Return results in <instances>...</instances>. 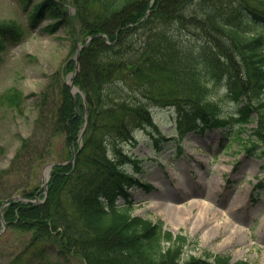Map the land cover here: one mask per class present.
<instances>
[{
    "label": "trees",
    "instance_id": "1",
    "mask_svg": "<svg viewBox=\"0 0 264 264\" xmlns=\"http://www.w3.org/2000/svg\"><path fill=\"white\" fill-rule=\"evenodd\" d=\"M17 1L26 8L33 0ZM47 16L58 20L49 32L74 27V48L85 45L74 80L80 92L73 97L61 86L52 117L43 111L38 119L65 134V161L74 157V163L54 166L43 192L22 196H40L43 204L0 200V209L7 202L0 230L4 221L30 232V260L54 248L63 260L81 264H250L221 256L185 258V236L173 235L160 220L133 216L129 190L151 186L129 174V167L140 171L139 164L123 145L138 130L159 132L152 115L157 104L178 110L179 138L196 127L221 128L246 154L259 148L262 132L244 134L254 113L264 122V0H43L32 9L31 27ZM15 34L12 26L0 25V45ZM187 35L201 47L183 46L181 36ZM67 67L73 72L75 64ZM220 79L239 105L237 113L224 115L211 99L209 86ZM17 98L10 93L0 99L17 106ZM46 98L45 92L44 104ZM36 147L23 139L15 163Z\"/></svg>",
    "mask_w": 264,
    "mask_h": 264
},
{
    "label": "rangeland",
    "instance_id": "2",
    "mask_svg": "<svg viewBox=\"0 0 264 264\" xmlns=\"http://www.w3.org/2000/svg\"><path fill=\"white\" fill-rule=\"evenodd\" d=\"M42 1L33 0L24 8L17 0H0V25L12 26L17 31L0 45V98L10 93L18 96L17 106L0 99V200L9 198L26 202L27 199L14 198L36 189L43 192L44 172L48 165L74 163V159L65 161V134L53 133L52 124L46 123L42 127L38 119L43 111L52 117L59 106L58 90L61 86H68L73 97L77 94L70 85L73 83L78 89L72 76L76 66L79 70L77 50L79 48L81 53L85 45L80 41L74 48V27L71 31L70 26L64 25L49 32L48 26L58 22L49 16L31 27L29 16L33 7ZM69 14H74L73 8ZM101 37L109 43L107 36ZM181 43L194 48L202 45L200 40L189 35L181 36ZM69 62L75 64L73 72L67 67ZM222 79L211 84L209 90L211 99L216 100L227 116L237 113L239 105L228 96L226 82ZM45 92L48 98L44 104ZM152 115L159 132L138 130L134 141L123 145L125 152L139 164L140 171L129 167V174L151 186L129 190L134 202L130 213L153 223L160 220L173 235L185 236L189 243L185 258L194 256L206 260L208 256H221L231 263L264 264V228H261L264 218V142L248 155L238 143L231 145L221 128L202 130L196 127L179 138V128L183 124L179 123L180 114L173 106L154 104ZM253 119L244 136L253 135V130L264 136L262 118L254 113ZM23 139H31L37 147L29 158L26 155L15 163ZM155 139H158L157 144ZM81 142L79 140V146ZM262 151L263 157H260ZM208 198L214 209L223 213L228 200L235 203L237 213H225L209 221L205 227L201 226V207H194L185 214L178 209L175 216L172 214L173 208L189 207L193 201L206 202ZM44 201L45 198L38 196L33 204H43ZM4 204L0 209L1 217L7 202ZM226 218L233 223L232 227L238 225L244 229L243 241L222 246L224 229L220 232L217 226ZM3 223L0 264H81L78 258L63 260L54 248H48L39 260H30L31 233L7 226L4 229ZM212 229L214 238L209 236ZM26 251L28 253L23 255ZM209 262H213V258Z\"/></svg>",
    "mask_w": 264,
    "mask_h": 264
},
{
    "label": "bare ground",
    "instance_id": "3",
    "mask_svg": "<svg viewBox=\"0 0 264 264\" xmlns=\"http://www.w3.org/2000/svg\"><path fill=\"white\" fill-rule=\"evenodd\" d=\"M155 1V0H154ZM76 76V75H75ZM75 78V77H74ZM49 173H50V169L46 168L45 172H44V176H45V182L43 184V186L47 187L48 186V178H49ZM46 182H47V186H46ZM211 199H207L206 202L203 201H193L189 207H180V208H173L172 209V214L173 216L176 215V211L179 209V211L183 214L186 213V211L191 210L194 207H201L202 211L201 215L203 216V220H201V226L205 227L209 221H212L213 219H216L217 217H221L222 215L224 216V214H230V213H237V206L234 203H230L228 200V206L226 207V211L223 212H219L216 209H214V207L211 205ZM235 200V199H234ZM246 214L249 215V213L246 212ZM233 223L230 221V219L226 218L224 220L223 223H220L217 228L218 231H222L224 229L223 232V242H222V246H227L228 243H234L236 241H243L244 239V229L242 227H239L238 225L235 227H232ZM261 228H264V218L262 220V225ZM219 232V233H220ZM209 236L211 238L215 237V232L214 230H209Z\"/></svg>",
    "mask_w": 264,
    "mask_h": 264
},
{
    "label": "water",
    "instance_id": "4",
    "mask_svg": "<svg viewBox=\"0 0 264 264\" xmlns=\"http://www.w3.org/2000/svg\"><path fill=\"white\" fill-rule=\"evenodd\" d=\"M79 53H80V49L78 48V50H77V56H76V63H78ZM77 71H78V66H76V68H75V72H74V74H73V76H72V79L75 77ZM70 88H71L74 92H76V93L79 92L78 89H75V88L73 87V83L70 85ZM71 161H73V158H72ZM55 165H59V164H50V165L47 166V168L50 169V172H51V168H52L53 166H55ZM49 178H50V173H49ZM49 178H48L47 182L49 181ZM47 182H46V186H47ZM14 199H21V198H17V197H16V198H14ZM31 203H32V202H31ZM4 205H5V204H4ZM3 228L6 229V225H5V223H3Z\"/></svg>",
    "mask_w": 264,
    "mask_h": 264
}]
</instances>
